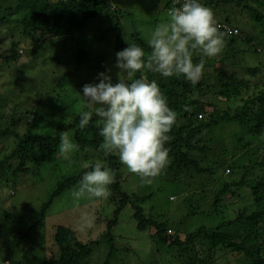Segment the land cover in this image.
Segmentation results:
<instances>
[{"label": "rangeland", "instance_id": "1", "mask_svg": "<svg viewBox=\"0 0 264 264\" xmlns=\"http://www.w3.org/2000/svg\"><path fill=\"white\" fill-rule=\"evenodd\" d=\"M115 6L124 7L123 11L112 16L101 14L63 42L57 40L53 45H44L38 55L30 54L26 49L17 61L0 65V131L15 132L18 138L56 136L59 127L70 124L86 108V101L79 94L85 84L98 83L97 76L101 72L111 75L113 82H117L115 32L120 31L126 47L128 42L135 41L136 35L146 43L154 27L166 21L170 9L163 0H117L113 3ZM237 11L228 13L231 23L245 30L251 28L253 22L244 12L239 14ZM118 23L120 29H115ZM76 52L83 57L80 62L75 57ZM244 57L248 63L259 65L258 54L251 50ZM241 128L237 122H225L202 133L206 149L194 152L193 157L215 174L169 170L168 159L162 173L147 183L121 164L122 190L133 196V203L144 218L167 220L169 229L180 236L199 226L219 225L234 218L244 207L251 210L250 193H242L246 187L239 191L240 198L232 197L230 203L222 199L212 210L213 195L224 179L232 181L240 177L235 170L229 175L226 170L233 169L234 165H244L247 156L251 155V151L241 148L239 138L241 141L250 138ZM74 131L63 132H67L75 143ZM18 138L10 133L0 134V150L9 152ZM255 142L258 145L259 141ZM98 160L105 162L90 147L74 152L68 160L60 157L58 151L50 158L45 151L35 147L25 162L27 170L15 173L20 160L18 157L9 160L4 173L6 182L0 181V264H45L46 259L56 255L53 234L58 226L70 228L79 240L92 247L90 257L83 264H105L109 255L108 264H162V258L173 255L165 254L166 248L153 242L152 229L137 228L135 208L131 203L121 208L111 230L110 243L102 235L106 233L107 222L113 219L116 200L109 196L74 202L70 190L78 182L52 198L60 182L83 171L84 162ZM216 164L220 167L215 168ZM206 192L207 197L203 195ZM50 199L51 204L40 225L21 240L18 235L31 225H37L43 206ZM191 206H196L198 213L188 214ZM237 259L239 256L234 251L220 250L214 264L236 263Z\"/></svg>", "mask_w": 264, "mask_h": 264}, {"label": "trees", "instance_id": "2", "mask_svg": "<svg viewBox=\"0 0 264 264\" xmlns=\"http://www.w3.org/2000/svg\"><path fill=\"white\" fill-rule=\"evenodd\" d=\"M115 1L117 0H0V65L17 61L26 49L30 54L38 55L44 45H53L57 40L63 42L66 37L70 38L101 14L109 13L112 16L116 12L121 13L124 7H113ZM163 2L171 8V1ZM201 2L212 10L220 30L226 33L222 53L213 58H205L201 80L193 85L182 76L163 78L158 73L147 70L144 75L149 81H157L169 106L177 113V124L168 133L170 139L165 144L169 153V170L215 174L213 170L201 166L193 157L194 152L206 149L202 133L211 127L225 122H237L241 125V130L244 129V133L250 136L246 141L239 138L241 148L251 151V155L247 156L248 160L244 165L233 164V169L229 167L226 170L228 175L235 170L240 177L232 181L224 179L219 190L216 189L218 192L213 191L212 210L221 204L222 199H226L225 203H230L229 199L232 197L240 198L242 195L239 191L244 187L247 189L242 193L251 195V210L244 207L238 210L234 218L224 220L219 225L199 226L195 231L181 236L169 229L167 220L144 218L134 205L133 196L122 190L119 175L121 162L118 156H105L100 148L103 138L98 134L95 116L84 129L78 128L79 117H76L70 124L59 127L54 137L32 135L18 138L15 132L1 129V135L10 133L18 140L9 152L3 153L4 150H0V157L4 156L0 159V181L5 178L6 164L11 158L18 157L20 160L13 173L27 170L25 162L35 147L45 151L51 158L58 149L59 137L63 131L75 130L74 139L78 151L93 148L115 174L114 182L109 187L110 199L116 200L117 208L113 212V219L107 222L106 233L102 235L110 243L111 230L121 208L131 203L135 208L137 228L152 229L153 242L165 247V254L173 253L172 256L167 254L162 258V264H214L220 250L234 251L239 256L236 263L231 264H264V0ZM237 10L239 14L244 12L253 22L248 30L231 23L228 13H238ZM114 28L120 29L119 23ZM136 36L132 43L144 48L146 54L150 53L147 43L141 42ZM115 40L116 54L126 46L122 43L120 31L115 32ZM250 50L258 54L259 65L245 60L244 55ZM75 57L78 62L83 59L80 52H76ZM193 61L199 63L198 51L193 53ZM139 75L140 73L137 74ZM252 79L257 80L252 83ZM256 140L259 141L258 145ZM216 165L215 168L220 167L219 164ZM240 169H244V172H240ZM84 171L86 170L60 182L52 198L64 188L79 182ZM4 182L5 179L1 183ZM203 195L207 197V192ZM50 204L51 199L44 204L37 225H31L27 231L18 235L21 240L37 229ZM196 213L198 208L191 206L188 214ZM53 241L56 255L46 259L45 264H83L92 252L89 244H84L73 230L65 226L55 229ZM109 257L105 264H108Z\"/></svg>", "mask_w": 264, "mask_h": 264}, {"label": "clouds", "instance_id": "3", "mask_svg": "<svg viewBox=\"0 0 264 264\" xmlns=\"http://www.w3.org/2000/svg\"><path fill=\"white\" fill-rule=\"evenodd\" d=\"M169 1L166 21L158 23L146 38L150 53L127 41L128 46L116 53L117 82L101 72L98 83L85 84L79 93L86 108L79 113L78 128H86L95 116L104 155L118 154L121 164L147 183L169 162L165 144L177 124V113L157 81H149L144 71L163 78L182 76L196 85L203 76L205 58L218 56L226 44V33L201 0ZM195 51L200 54L199 63L193 61ZM57 151L68 160L78 145L63 132ZM82 168L86 171L70 190L73 201L107 199L115 179L113 170L103 160L84 162Z\"/></svg>", "mask_w": 264, "mask_h": 264}, {"label": "built area", "instance_id": "4", "mask_svg": "<svg viewBox=\"0 0 264 264\" xmlns=\"http://www.w3.org/2000/svg\"><path fill=\"white\" fill-rule=\"evenodd\" d=\"M174 1V0H173Z\"/></svg>", "mask_w": 264, "mask_h": 264}]
</instances>
